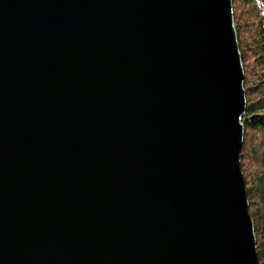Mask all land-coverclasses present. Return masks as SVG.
<instances>
[{"label":"water","instance_id":"water-1","mask_svg":"<svg viewBox=\"0 0 264 264\" xmlns=\"http://www.w3.org/2000/svg\"><path fill=\"white\" fill-rule=\"evenodd\" d=\"M233 0H0V264H259Z\"/></svg>","mask_w":264,"mask_h":264},{"label":"trees","instance_id":"trees-1","mask_svg":"<svg viewBox=\"0 0 264 264\" xmlns=\"http://www.w3.org/2000/svg\"><path fill=\"white\" fill-rule=\"evenodd\" d=\"M233 16L246 95L241 169L259 264H264V0H233Z\"/></svg>","mask_w":264,"mask_h":264}]
</instances>
